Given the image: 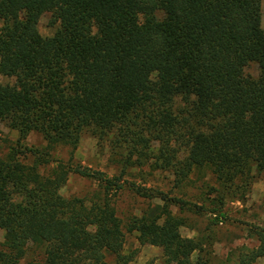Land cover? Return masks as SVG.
I'll use <instances>...</instances> for the list:
<instances>
[{"label": "trees", "instance_id": "trees-1", "mask_svg": "<svg viewBox=\"0 0 264 264\" xmlns=\"http://www.w3.org/2000/svg\"><path fill=\"white\" fill-rule=\"evenodd\" d=\"M44 13L55 31L42 38ZM0 25V122L18 134L7 152L0 145V264H133V234L161 249L157 264H214L208 236L183 237L171 211L201 206L125 177L146 166L180 188L206 171L231 201L264 179L260 1L0 0ZM31 133L44 146L26 147ZM86 134L118 175L73 160ZM70 174L97 188L62 196ZM124 190L150 203L122 218L114 198ZM223 200H212L216 221ZM255 234L257 247L219 264L264 258V230Z\"/></svg>", "mask_w": 264, "mask_h": 264}, {"label": "rangeland", "instance_id": "rangeland-1", "mask_svg": "<svg viewBox=\"0 0 264 264\" xmlns=\"http://www.w3.org/2000/svg\"><path fill=\"white\" fill-rule=\"evenodd\" d=\"M260 1V27L264 30V0ZM158 14V18H160ZM49 13L41 15L37 30L42 38L51 37L55 31V26L50 22ZM1 26V25H0ZM245 74L256 77L257 67L251 64L245 69ZM2 81V79L0 78ZM6 81V80H3ZM16 131L8 129L0 122V145L3 152H7L8 146L13 145L17 140ZM28 148L40 149L44 146L42 138L35 133L29 134L24 143ZM58 156L63 161L68 159V149L57 150ZM108 149L102 150L94 138L88 134L83 135L76 151L73 154V160L82 167L89 168L92 171L102 172L108 176L118 175V167L113 165L108 158ZM132 176L125 177L129 182L135 185H143L146 182L147 187H155L168 193L169 196L181 198L188 206H201L202 212L187 211L183 206L171 207L174 215H177L185 224L180 228L183 237L194 238L196 236H208L212 242L211 250L214 256V264H219L231 252L248 251L258 246V240L255 230H264V179L255 181L250 191L245 192L242 201H231L229 195H226L212 175L203 171L201 174L194 173L185 181L180 188H174L172 177L165 172L153 171L148 167L135 168L130 171ZM145 180V181H144ZM97 188L96 182L92 179L82 178L76 174H70L66 184L61 190L64 197L88 198ZM219 197H224L222 213L224 218L217 216V221L211 211L218 209L219 205L212 202ZM119 216L127 218L132 214H137L141 208H146L150 201H146L134 193L124 190L115 198ZM158 203L152 201L151 204ZM208 231H205L207 230ZM208 233V234H207ZM201 237V236H200ZM2 241V232L0 231V242ZM208 245V242L205 246ZM134 251L135 258L133 264H146L149 261L159 263L162 251L158 247L151 245L139 246L135 239V234L127 235L124 252ZM264 258H259L253 264H263Z\"/></svg>", "mask_w": 264, "mask_h": 264}, {"label": "crops", "instance_id": "crops-1", "mask_svg": "<svg viewBox=\"0 0 264 264\" xmlns=\"http://www.w3.org/2000/svg\"><path fill=\"white\" fill-rule=\"evenodd\" d=\"M258 260V259H257ZM263 264H264V262H263Z\"/></svg>", "mask_w": 264, "mask_h": 264}]
</instances>
